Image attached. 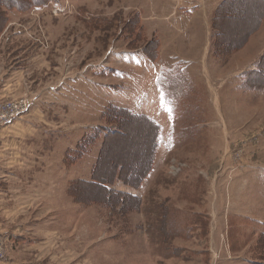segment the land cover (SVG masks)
<instances>
[{
	"label": "rangeland",
	"instance_id": "obj_1",
	"mask_svg": "<svg viewBox=\"0 0 264 264\" xmlns=\"http://www.w3.org/2000/svg\"><path fill=\"white\" fill-rule=\"evenodd\" d=\"M212 1L0 0V82L9 71L20 80V94L0 101L28 97L11 124L32 113L48 128L51 197L42 178L41 188H6L15 223L43 243L32 262L264 264V55L243 84L232 75L264 47V0H227L217 61ZM172 22L185 33L173 34ZM148 119L159 129L143 184L118 181L109 195L77 187L76 203L68 182L90 179L105 135L69 167L68 148L70 164L86 134L112 133L99 171L121 166L137 184L154 151Z\"/></svg>",
	"mask_w": 264,
	"mask_h": 264
},
{
	"label": "crops",
	"instance_id": "obj_2",
	"mask_svg": "<svg viewBox=\"0 0 264 264\" xmlns=\"http://www.w3.org/2000/svg\"><path fill=\"white\" fill-rule=\"evenodd\" d=\"M183 1L184 0H179L177 6L178 7L182 6ZM187 1L191 3L194 2V0H187ZM226 2L227 0H214L211 2L212 7L211 6L208 7L207 2H204L205 3L204 7H208V10L209 12H211L212 15L211 30H210V35H211L210 49H211V54L216 61L222 59L221 55L219 56L217 53H215L217 49L216 39L218 36L215 33V28H217V19H218L216 15H217V11L220 10L221 6L223 4L225 5ZM177 11L174 10L173 14L175 15ZM261 19L262 21L260 22L259 26L260 29H264V16ZM172 27H173L172 30L173 34H174V28H176L175 32L176 31L180 32L181 35L185 33V31H182L180 27L173 22H172ZM160 38L163 40L162 37ZM262 48L263 49H261L262 51L260 53L261 56L259 55L254 57L243 68H239L238 70H235L232 73V75L238 76L240 78L239 79L240 83L243 84L244 80H247L245 76L255 71L254 67L252 71H250L248 68L252 67L253 66L252 64H254L255 62H259L262 55H264V47ZM19 86H20L19 78H17L16 76L14 77L13 71H9L7 77L2 78V81L0 82V97L5 95L18 96L20 94ZM249 89L252 90V88ZM46 121L47 120L45 115L41 116L39 114L28 113L22 116L19 120H17L10 126H7L6 128L0 130V179L2 178L0 183V232L4 236H6L7 240H9L8 260L0 262V264H37V262H32V261H38V263H40V260L43 257V255L41 254L43 243H41L40 241L38 242V240L34 237H33L34 240L33 241L29 236L25 235V233L27 234L29 233L28 231L29 228H27L25 223L23 224L15 223L16 222L15 216L11 214L12 209L8 205L10 203L7 202L8 200L7 196H9L8 192H11L8 191L10 190V188L18 187V188L27 189L26 186H28L29 184L30 186L33 187V189H35L36 187L41 188L40 182H38L37 180L42 178L44 180V182L42 183L44 194L45 196L49 195V197H51V194L46 190V186L48 185L47 183H50L51 181L50 165L48 164L49 163L48 153H46V151L43 149L41 143V140H43V137L47 133L46 130L48 129L44 125L45 123H47ZM68 151L69 148L66 151L64 157V163L68 167L75 164L77 161L82 159L87 154L85 153L81 158L75 159L70 164H68L67 163ZM32 157H33V162H32ZM94 166L92 168L90 179L75 178L70 180L68 182L67 191L69 192L70 185L73 181H77V180L93 181ZM9 172H11L12 178L8 177ZM24 173H28V175H30V177L27 179V181L29 180V183L24 182V177H23ZM20 174H22V179L21 178L19 179ZM17 176L18 178H16ZM14 177L16 179H14ZM16 180H18V184H19L17 186L14 185L16 183ZM6 188H8V190ZM39 191H41L43 194L42 190ZM73 200H75L76 203L77 202L81 203V201H77L75 198H73ZM33 233L46 235V233L50 234L51 231L47 230L46 232V231H40V229L39 230L36 229V231ZM16 252L19 253L23 252L24 254H28V255L35 254L36 258L31 259L28 256L20 257L19 255L16 254Z\"/></svg>",
	"mask_w": 264,
	"mask_h": 264
},
{
	"label": "trees",
	"instance_id": "obj_3",
	"mask_svg": "<svg viewBox=\"0 0 264 264\" xmlns=\"http://www.w3.org/2000/svg\"><path fill=\"white\" fill-rule=\"evenodd\" d=\"M223 6H224V4L221 6V9L223 8ZM220 10L217 11V15H216L217 17L219 16ZM132 116H136V115L133 114ZM148 120L153 123L154 127H156L155 135H154V151H153V155H152V158H151V161H150V164H149L147 172L145 173V175L140 179V181L137 184H132L131 180H129L128 178H126L123 175V168L121 166H119L115 170L114 173H111V172L109 173L108 172L107 176H104V174H105L104 171H101V173L99 171V166H100L101 159H102L103 148H104L105 144L108 141V136L110 134H112V133H108L107 132V133H100V134L97 133L96 134L97 131L94 130L93 132L88 133V134H86L83 137V139L79 142L78 147H77L78 155L75 156V158L73 160L81 158L86 152H88V149L93 145L95 140H97L102 134L105 135V140H104V143L102 144V149L100 150V154L98 156V161L95 164L94 169H93V181L77 180V181H73L71 183L70 188H69V192L75 199H77L78 201H82L83 200V199H78L80 197H78L74 193V188H77V187L80 189V192H82L81 191L82 188L85 187L86 189H91L90 191L93 192V193L101 191L103 193V195H109L112 192L117 193L116 191H113V185L115 183H117L118 181H121V182H124L126 184H129L130 186H132L134 188H139L143 184V182L145 181L146 177L150 173V171L152 169V166H153V163H154L155 150H156L157 141H158L157 140L158 139V129H159L158 125L153 120H151V119H148ZM82 194H84V193H82ZM124 195L129 196V197L133 196L130 193H124ZM98 200L99 199H93L92 201L93 202H100Z\"/></svg>",
	"mask_w": 264,
	"mask_h": 264
},
{
	"label": "built area",
	"instance_id": "obj_4",
	"mask_svg": "<svg viewBox=\"0 0 264 264\" xmlns=\"http://www.w3.org/2000/svg\"><path fill=\"white\" fill-rule=\"evenodd\" d=\"M31 100L28 97L7 98L0 101V129L11 124L16 118L31 108ZM8 259L6 254L5 236L0 233V262Z\"/></svg>",
	"mask_w": 264,
	"mask_h": 264
}]
</instances>
